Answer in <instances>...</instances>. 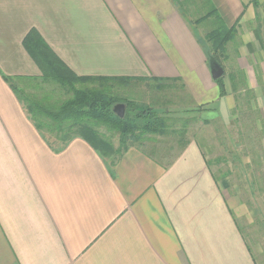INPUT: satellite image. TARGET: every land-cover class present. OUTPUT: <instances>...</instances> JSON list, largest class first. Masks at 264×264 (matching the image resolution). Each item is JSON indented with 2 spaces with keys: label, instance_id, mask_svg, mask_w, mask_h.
<instances>
[{
  "label": "crops",
  "instance_id": "crops-1",
  "mask_svg": "<svg viewBox=\"0 0 264 264\" xmlns=\"http://www.w3.org/2000/svg\"><path fill=\"white\" fill-rule=\"evenodd\" d=\"M202 2L214 10L203 24L235 27V93L224 76L220 96L173 0H0V264H264V231L245 233L247 204L196 141L166 163L136 147L108 162L82 138L56 151L13 91L40 97L55 58L136 96L171 89L200 119L249 118L264 136V0Z\"/></svg>",
  "mask_w": 264,
  "mask_h": 264
},
{
  "label": "rangeland",
  "instance_id": "rangeland-1",
  "mask_svg": "<svg viewBox=\"0 0 264 264\" xmlns=\"http://www.w3.org/2000/svg\"><path fill=\"white\" fill-rule=\"evenodd\" d=\"M191 1L190 6H185L182 11L187 12L186 20L197 31L202 42L208 44L206 45L209 49L210 45L206 41V36L214 29L203 24L207 19L198 21L200 17L205 15L202 0ZM236 48L235 41L230 42L225 48V54L220 59V63L225 69L227 82H230V78L235 77V83L238 84L235 75L238 70L237 57L234 52ZM105 86L115 87L110 93L119 100L127 99L133 102L137 108L150 107L154 109L153 111L160 118L166 117L167 124L171 126L170 130H175L178 133L167 137H149L150 141L139 144V146L142 145L145 152L153 154L156 159L166 163L181 152L185 141H196L214 175L220 181L227 183L231 193H239L247 204L246 215L241 221L245 233L252 237L254 231H264V150L261 146L262 142L264 144V136H257L258 132L255 131L253 121L249 118H246L245 121L234 119L228 125L223 126L222 123L211 121L209 117H206V119H201L208 122L207 125H204L196 115L191 114V112H195L194 110L185 109L186 105L180 102L182 100V97L179 98L181 94L177 96L175 91L173 92L171 89L162 90L161 87L153 84L148 95L136 96L135 93L124 89V85L119 83H110ZM93 87L98 88L99 84H95ZM75 88L80 89L82 87L76 84ZM37 96H40V99L46 96L52 100L61 101L68 98L70 94L67 95L64 89L53 83L51 88L37 92ZM154 98L158 103L156 105L150 104ZM141 99L145 103L141 102ZM137 112L135 110L130 114L134 116ZM259 124L264 126V121ZM182 129H185V135L180 137ZM98 131L109 141L113 149L118 148L119 142L116 134L105 128H100ZM115 159L116 156L112 155L106 160L112 162ZM257 213L259 215L255 218ZM260 234L258 235L260 236Z\"/></svg>",
  "mask_w": 264,
  "mask_h": 264
},
{
  "label": "trees",
  "instance_id": "trees-1",
  "mask_svg": "<svg viewBox=\"0 0 264 264\" xmlns=\"http://www.w3.org/2000/svg\"><path fill=\"white\" fill-rule=\"evenodd\" d=\"M178 7L183 17H187V12H183L185 6H190L191 0H173ZM211 13L200 17L198 21H204ZM206 36V41L210 48H207V60L214 61L221 65L220 59L225 54L226 46L234 41L236 36L235 27L229 29L224 28L222 24H217ZM225 71V69H224ZM236 80L243 83L244 77L242 73L236 71ZM44 80H51L59 87L64 89L67 95L70 96L64 100H52L50 97L43 96L36 98H21L17 95L15 89L13 91L18 97V100L24 104V109L32 122L35 129L39 132L46 143L52 145L54 150L60 151L70 141L75 138H82L87 141L91 147L101 156L102 159H107L110 156L120 157L129 148L136 147L141 151L144 150L142 145L145 141H150L151 136L167 137L174 136L178 133L175 130H170L166 122V117L160 118L150 107L137 108L133 102L127 99H117L110 92L114 88L106 87V84L119 83L125 85L128 80H100L95 78H78L72 76L55 58L48 61L46 69L43 73ZM225 76V75H224ZM223 76V78H224ZM223 78L215 81L218 86L220 96L225 95ZM12 80H9L11 83ZM232 90L237 91L235 77L230 78ZM80 85L82 88L76 89L75 85ZM99 84V87H93ZM123 104L125 106V116L123 119L117 118L113 113V108ZM137 110V114L131 116L130 112ZM200 110H195L191 114L196 115ZM201 120V119H200ZM204 125L208 122L201 120ZM100 128H105L113 132L118 137L119 146L113 149L109 141L99 133ZM181 136L185 135V129L180 132ZM52 140V141H51ZM188 142H184L181 151L187 146ZM143 149V150H142ZM148 153V152H146ZM154 157L153 154L148 153Z\"/></svg>",
  "mask_w": 264,
  "mask_h": 264
},
{
  "label": "water",
  "instance_id": "water-1",
  "mask_svg": "<svg viewBox=\"0 0 264 264\" xmlns=\"http://www.w3.org/2000/svg\"><path fill=\"white\" fill-rule=\"evenodd\" d=\"M209 69L211 78L213 81H217L224 76V69L219 65L218 63L214 61H210L209 63ZM114 115L119 118L123 119L125 116V106L123 104H118L113 108Z\"/></svg>",
  "mask_w": 264,
  "mask_h": 264
}]
</instances>
